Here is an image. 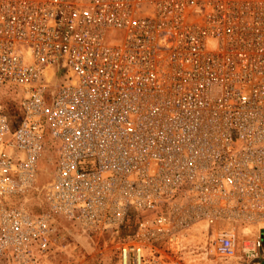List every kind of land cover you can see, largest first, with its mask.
Wrapping results in <instances>:
<instances>
[{
    "label": "built area",
    "instance_id": "2783aa9c",
    "mask_svg": "<svg viewBox=\"0 0 264 264\" xmlns=\"http://www.w3.org/2000/svg\"><path fill=\"white\" fill-rule=\"evenodd\" d=\"M0 91V264H264V0H0Z\"/></svg>",
    "mask_w": 264,
    "mask_h": 264
},
{
    "label": "rangeland",
    "instance_id": "374dc122",
    "mask_svg": "<svg viewBox=\"0 0 264 264\" xmlns=\"http://www.w3.org/2000/svg\"><path fill=\"white\" fill-rule=\"evenodd\" d=\"M0 93H1V91H0ZM6 93V91H4V94ZM7 101V97L6 98H4L3 99V102L5 103V105L6 106H8V109H9V103L10 102H6ZM15 111V109H12V112H14ZM151 214V212L149 211V212H144V213H141V214H139V218H144V217H148L149 215ZM103 238V237H102Z\"/></svg>",
    "mask_w": 264,
    "mask_h": 264
},
{
    "label": "bare ground",
    "instance_id": "6f19581e",
    "mask_svg": "<svg viewBox=\"0 0 264 264\" xmlns=\"http://www.w3.org/2000/svg\"><path fill=\"white\" fill-rule=\"evenodd\" d=\"M189 236H190V238H193L194 234L193 233H190Z\"/></svg>",
    "mask_w": 264,
    "mask_h": 264
},
{
    "label": "trees",
    "instance_id": "16d2710c",
    "mask_svg": "<svg viewBox=\"0 0 264 264\" xmlns=\"http://www.w3.org/2000/svg\"><path fill=\"white\" fill-rule=\"evenodd\" d=\"M128 220H129V216H128Z\"/></svg>",
    "mask_w": 264,
    "mask_h": 264
}]
</instances>
